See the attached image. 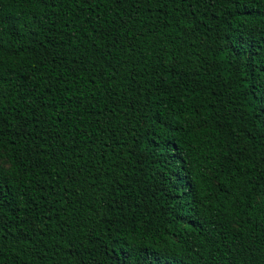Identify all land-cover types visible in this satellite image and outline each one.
Instances as JSON below:
<instances>
[{
	"label": "trees",
	"instance_id": "obj_1",
	"mask_svg": "<svg viewBox=\"0 0 264 264\" xmlns=\"http://www.w3.org/2000/svg\"><path fill=\"white\" fill-rule=\"evenodd\" d=\"M0 264H264V0H0Z\"/></svg>",
	"mask_w": 264,
	"mask_h": 264
}]
</instances>
